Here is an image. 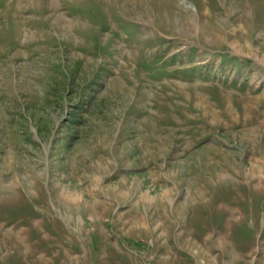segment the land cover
Instances as JSON below:
<instances>
[{
	"label": "rangeland",
	"instance_id": "rangeland-1",
	"mask_svg": "<svg viewBox=\"0 0 264 264\" xmlns=\"http://www.w3.org/2000/svg\"><path fill=\"white\" fill-rule=\"evenodd\" d=\"M260 172L264 0H0V264H264Z\"/></svg>",
	"mask_w": 264,
	"mask_h": 264
},
{
	"label": "bare ground",
	"instance_id": "bare-ground-1",
	"mask_svg": "<svg viewBox=\"0 0 264 264\" xmlns=\"http://www.w3.org/2000/svg\"><path fill=\"white\" fill-rule=\"evenodd\" d=\"M260 162V161H259ZM260 174V175H259ZM258 174V176L260 177V178H264V172H260ZM169 194V193H168ZM68 196H72V198H73V194H71V193H68ZM151 198L150 197H148L147 195L145 196V201H148L149 203L152 201V200H150ZM77 200V199H76ZM146 216V215H145ZM152 219L153 218H151L150 220L152 221ZM141 220H142V224H146V222H150V220L148 219L147 221H146V219L143 217V216H141ZM149 226V225H148ZM209 250V249H208ZM208 250H203L202 248L200 249V252L202 251L203 253H205L206 255H207V257L210 259V260H212L213 261V258L214 257H212V254H211V252L210 251H208Z\"/></svg>",
	"mask_w": 264,
	"mask_h": 264
}]
</instances>
